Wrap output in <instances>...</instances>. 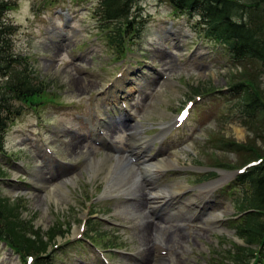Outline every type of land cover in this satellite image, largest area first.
Instances as JSON below:
<instances>
[{
	"label": "rangeland",
	"instance_id": "1",
	"mask_svg": "<svg viewBox=\"0 0 264 264\" xmlns=\"http://www.w3.org/2000/svg\"><path fill=\"white\" fill-rule=\"evenodd\" d=\"M9 1L12 8L6 18L17 28L15 51L27 55L36 72L49 83L44 101L26 108L9 128L5 154H0V204L18 214L17 231L23 232L21 227L27 222L31 232H38L46 241L39 249L37 238L26 232V237L36 242L35 255L53 261L50 264L145 263L141 226L135 217L119 211L131 202L128 192H106L104 177L111 162L90 166L92 156L101 160L112 150L103 147L105 141L103 146L94 144L90 128L83 121L86 117L95 120L93 110H99L106 120L105 129L111 130L108 124L115 117L109 113L116 105L110 103L112 94L109 97L106 85L113 87L128 72L130 79H142L143 86L124 100L127 109L116 115L128 119L150 141L164 129L177 125L176 113L187 100L200 94L194 98L190 117L181 127L175 126L157 143L152 141L139 148L145 152L142 158L146 160H159L160 155L179 159L178 171L168 168L171 170L167 173L160 172L156 187L182 183L196 188L193 192L187 189L177 202L171 203L178 209L194 199L193 208L187 210V205L186 216H182L188 219L175 221V216L171 223L159 222L162 229L158 235L167 253L163 263L235 261L239 255L235 247L243 244L235 241L233 233L238 211L237 205L230 202L231 189L214 191L203 198L199 189L257 159L246 148H253L264 157V126L250 127L240 120L237 110L232 114L234 95L228 90L243 79L258 83L262 79L264 98V73L258 68V75L253 64L234 63L224 48L217 51L215 45L192 31L196 18L173 20L168 3L159 0L141 2L144 28L129 45L131 51L126 57V53L120 56L110 47L107 32L100 27L95 15L100 0ZM110 74L112 79L108 80ZM127 86L132 87V82L128 81ZM123 127L125 124L108 137L115 153L128 156L124 167L129 168L133 163L129 156L135 152L129 149L131 131ZM74 138L81 140V146L72 152L68 145ZM211 173L217 176L212 177ZM21 178L24 183L18 182ZM67 180L74 184L62 186ZM54 189L58 190L52 192ZM134 189L139 190L136 186ZM194 194L198 197L194 198ZM199 208L209 209V213L190 223L191 218H197ZM221 212L224 213L219 220H207L203 231H197V225L201 223L202 227L208 216ZM157 216L160 213L153 212L149 221L158 223ZM12 223L5 226L15 228ZM77 228L79 234H75ZM0 264L27 263L0 244Z\"/></svg>",
	"mask_w": 264,
	"mask_h": 264
},
{
	"label": "trees",
	"instance_id": "2",
	"mask_svg": "<svg viewBox=\"0 0 264 264\" xmlns=\"http://www.w3.org/2000/svg\"><path fill=\"white\" fill-rule=\"evenodd\" d=\"M142 1H99L95 15L101 29L107 32L111 46L118 47L141 33L144 24ZM160 1L168 3L182 15H196V30L200 35L225 47L234 63L253 64L251 66L257 68V73L258 68L264 73V0ZM11 8L9 0H0V151L3 150L9 127L23 114L25 107L44 98L47 86L36 75L29 59L14 49L17 28L6 18ZM247 75L250 73L247 72ZM194 91L200 92L198 88ZM232 92L235 102L231 108L237 110L242 121L250 127L264 126V98L260 84L251 78L245 79L235 83ZM246 150L248 154L257 155V158L262 157L253 148ZM262 161V164L238 176L233 183V191L238 210L247 212L239 220V225L235 226L236 234L247 245L245 248L239 247V254L244 258L253 256V248L256 247L255 257L264 264V159ZM17 215L12 208L7 209L0 204L1 241L21 255L36 252V242L27 238L26 232L37 238L39 249L47 244L38 232H31L27 222L21 227L23 232L17 231L20 229ZM10 222L16 227L5 226ZM50 232L52 235L53 232ZM241 257L237 260L246 264ZM42 259L39 258L36 264H49Z\"/></svg>",
	"mask_w": 264,
	"mask_h": 264
},
{
	"label": "bare ground",
	"instance_id": "3",
	"mask_svg": "<svg viewBox=\"0 0 264 264\" xmlns=\"http://www.w3.org/2000/svg\"><path fill=\"white\" fill-rule=\"evenodd\" d=\"M125 76V75H124ZM130 76L129 73H126V80H128V77ZM130 81V79H129ZM142 79L138 77H134L133 84L138 83L140 87L143 86ZM120 81L118 82V86L114 87L115 89L120 87L119 85ZM125 82H122V85L120 87L119 93L123 98H127L128 94L132 93L133 91H137L139 88L138 86H134L131 90L125 89ZM114 126L113 128H115ZM119 129L118 127L115 128L114 131ZM132 131V137L130 139V146L129 149L132 152H137L135 155L140 158L141 151H139L140 146H144L147 143H151L152 141L155 142L156 139H153L152 141L148 140L149 137H142L141 133L137 131V127H132L130 130ZM71 143L68 145L69 150L72 152H75L77 149H80L81 146V140L79 138H74L70 141ZM147 149V148H145ZM138 150V151H137ZM141 150V149H140ZM135 155H130V158H136ZM172 158L167 159L165 156L160 155V160L152 161V160H146L143 159L142 163L138 166L136 164L131 163V167L127 168L124 167V162L128 160V156H125L123 154H114V153H107L105 155V158L99 160L95 158V156H92L90 158V166L91 164H100L101 162H111L110 167L107 168L106 175L104 177L105 182L107 183L106 192H109L110 194H124L128 192L127 194L130 196L129 201H135L134 205H131L125 203L126 208L123 206L121 210L122 213H124L125 216L128 217V215H132L135 217V220L138 221V224L141 226V243L144 247L143 252L141 253L143 256V259L146 260V254H150V248L151 245V227L149 216L146 212L142 213V209L146 211V208L148 206H151V202H154L157 205H154L156 207L164 208L166 205L170 204L172 201H175L178 199V196H182L183 193L186 191V186L182 183H176L172 184L170 186H161L156 187L154 185V182L156 181L159 171L162 172L167 170L168 167H178L177 163H179V159L173 155H171ZM141 159V160H142ZM112 160H115L116 163H113ZM93 165L91 168H96V166ZM125 168V169H123ZM147 175V176H146ZM140 176L148 177L146 180V183H142L141 180L138 181ZM64 183L72 184V180H67L65 182H62V186H64ZM74 184V183H73ZM134 186L139 188V190L134 189ZM144 187H153V191H145ZM207 188H202L200 190V194L202 195V191ZM58 189L52 190V192H55ZM142 190V191H141ZM65 194V193H64ZM59 198V197H58ZM61 199V198H60ZM149 199V200H147ZM191 207L193 206L195 200L192 199V201H189ZM187 204L181 205V210L185 211ZM181 210L178 213H173L169 217L166 218V222L170 220V218H173L175 215H181ZM187 210H190V208H187ZM223 213H221V216ZM141 218V219H140ZM209 222H215L216 220H219V217L217 215L208 216L206 218ZM154 230V229H153ZM171 230V229H170ZM80 230L77 228L75 230V234H79Z\"/></svg>",
	"mask_w": 264,
	"mask_h": 264
}]
</instances>
